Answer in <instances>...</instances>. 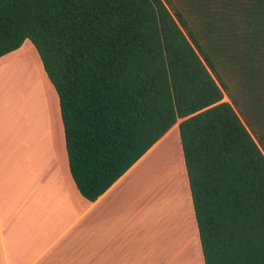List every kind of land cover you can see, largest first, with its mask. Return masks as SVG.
Returning <instances> with one entry per match:
<instances>
[{
  "label": "trees",
  "instance_id": "trees-1",
  "mask_svg": "<svg viewBox=\"0 0 264 264\" xmlns=\"http://www.w3.org/2000/svg\"><path fill=\"white\" fill-rule=\"evenodd\" d=\"M26 39L86 199L181 119L204 264H264V0H0V57Z\"/></svg>",
  "mask_w": 264,
  "mask_h": 264
},
{
  "label": "crops",
  "instance_id": "crops-1",
  "mask_svg": "<svg viewBox=\"0 0 264 264\" xmlns=\"http://www.w3.org/2000/svg\"><path fill=\"white\" fill-rule=\"evenodd\" d=\"M20 49L0 57V74L6 71L3 59ZM46 82L47 99L34 96L31 110L27 103L13 109L0 99V264H143L171 259L180 250L195 255L198 230L178 128H169L109 188L88 200L70 174L58 96L48 77ZM18 127L20 134L27 130L29 142L20 148ZM172 142L182 161L184 182L177 181L185 185L182 200L175 195L179 185L174 189L171 176L164 175L173 159L159 161L163 145Z\"/></svg>",
  "mask_w": 264,
  "mask_h": 264
},
{
  "label": "rangeland",
  "instance_id": "rangeland-1",
  "mask_svg": "<svg viewBox=\"0 0 264 264\" xmlns=\"http://www.w3.org/2000/svg\"><path fill=\"white\" fill-rule=\"evenodd\" d=\"M25 52V53H21V52ZM35 48L33 47V44L26 39L23 44H22V49H20L19 53L12 55L11 57H6L5 59H3L5 61L3 67H5L4 69H6L5 72H1L0 74V81L2 80V86H1V90H0V99L1 100H5L6 101V105H10L13 109L22 107L24 104H29L31 105L29 110L34 108V102H32L34 96L35 97H41L43 98L42 95V91L40 90V84H45V86L47 88H49V85H46V74L43 70L42 67V63L40 61V58L37 55ZM39 64V65H38ZM38 76V77H37ZM38 79H42L40 83V81ZM232 82H230L231 84ZM46 90V88H43ZM47 93V90L45 91ZM4 98V99H3ZM44 99V98H43ZM223 100L229 101V98L227 95H224ZM25 101V102H24ZM32 102V103H30ZM8 108V106L6 107ZM181 119L177 120V123L180 121ZM20 126V125H19ZM19 127L17 129V134H18V138L16 140V144L20 147L23 146L24 142H28V140L25 138L27 137V130L25 131L26 133L24 134H20L19 132ZM23 131V129H22ZM175 139V137H174ZM174 143V142H173ZM33 143L31 142L29 145H32ZM176 143H174L175 146ZM177 146V144H176ZM175 150L176 147H175ZM172 152V151H171ZM169 152V153H171ZM173 154V153H172ZM174 154H176L177 156V151L174 152ZM173 154V155H174ZM176 156H170V159H174L173 160V170L175 168H177V173L175 172L176 170H174V174L173 177L171 178L172 182H171V186L176 189L178 186V179L179 176H181L180 171H181V162L179 161L177 162V157ZM179 165V166H178ZM175 166V168H174ZM182 172V171H181ZM166 176H168L167 174H164ZM176 175V176H175ZM151 177V176H150ZM183 184V183H182ZM161 186V185H160ZM182 192H176L175 195H178L176 197H178V199L182 200ZM186 193L184 192V195ZM146 197V196H145ZM143 199H144V193H143ZM149 201V200H148ZM177 201V199H176ZM149 220H151V216L148 217ZM195 255H192L191 250H187V251H181L179 252V254L177 255L176 252L172 255L171 259H168L167 257H165V259L161 260V261H155V262H151L149 260L147 261H143V264H192L193 258H197L199 264H204V262L202 261L203 259L201 258L202 254H201V248H200V243H199V238H198V232L196 234L195 237ZM160 257V256H158ZM164 258V257H163ZM179 260V261H178ZM175 262V263H174ZM179 262V263H178Z\"/></svg>",
  "mask_w": 264,
  "mask_h": 264
},
{
  "label": "bare ground",
  "instance_id": "bare-ground-1",
  "mask_svg": "<svg viewBox=\"0 0 264 264\" xmlns=\"http://www.w3.org/2000/svg\"><path fill=\"white\" fill-rule=\"evenodd\" d=\"M38 80H39V79H38ZM39 86H40V90L42 91V95H43V97L47 99L48 92L46 93V92H45V89H44V91H43V88H45V87H44L45 85L40 84ZM177 128H178V124L176 123V124H174V125L172 126L171 130H173V129H177ZM164 142H165V140H163L162 143H160L159 146H161V144H163ZM164 144H166V143H164ZM173 144H174V143L172 142L171 145H170L169 147H168L167 145H163V149H162L163 151H161V153H160L159 151H157V152H159V161H160V162H163V163H166V164H167V163H168V160H170V156H173V157L176 156V154H174V152L177 151V150H175V147H176V146H174ZM159 146L157 147L156 150H159ZM177 147H178V145H177ZM177 147H176V149H177ZM178 150H179V149H178ZM169 151H172V152L169 153ZM172 153H173L174 155H173ZM177 154L179 155L178 152H177ZM178 155H177V156H178ZM177 156H176V157H177ZM178 157H179V156H178ZM178 157H177V158H178ZM173 160H174V159H173ZM173 160H170V163H171V164H172L171 161H173ZM178 160H179V159H178ZM171 164H170V165H171ZM178 166H179V165H178ZM172 167H173V165H171V170H170L169 172H168V171L165 172V174H167V175L169 176V180H170V176H171V178H172L173 174H174L175 172L177 173V170H176L177 168H175V166H174V168H175L174 170H176V171L174 172V170H172ZM181 171H182V170H181ZM181 171H180V173H182ZM173 172H174V173H173ZM182 174H183V173H182ZM182 174H180V175H181V176H179L180 178L182 177ZM175 176H176V175H175ZM178 181H181V183L184 182V180L182 181L181 179H179ZM181 183H180V185H182ZM178 185H179V184H178ZM180 185H179V188H181ZM184 188H185V185H184ZM184 188H181V190L179 189V192H181L182 189H184ZM182 192H183V191H182ZM184 192H185V191H184ZM182 203H183V202H182ZM179 205H180V204H179ZM181 207H183V205H181ZM195 260H196V259H195ZM178 261H179V260H178ZM193 261H194V260H193ZM174 263H175V262H174ZM178 263H179V262H178Z\"/></svg>",
  "mask_w": 264,
  "mask_h": 264
}]
</instances>
